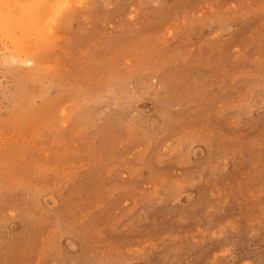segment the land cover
<instances>
[{
  "label": "rangeland",
  "instance_id": "1",
  "mask_svg": "<svg viewBox=\"0 0 264 264\" xmlns=\"http://www.w3.org/2000/svg\"><path fill=\"white\" fill-rule=\"evenodd\" d=\"M9 1L0 264H264V0Z\"/></svg>",
  "mask_w": 264,
  "mask_h": 264
},
{
  "label": "bare ground",
  "instance_id": "2",
  "mask_svg": "<svg viewBox=\"0 0 264 264\" xmlns=\"http://www.w3.org/2000/svg\"><path fill=\"white\" fill-rule=\"evenodd\" d=\"M3 1V0H2ZM9 1V0H8ZM17 1V0H16ZM22 1V0H21ZM24 1V0H23ZM43 1V2H42ZM41 2H42V4H47V1H48V6H49V9H50V11H46L45 12V14H47V15H44V14H42L43 12H41V14L42 15H44L45 17L47 16V22H45V20H43V18H40V19H42L43 21H42V23L44 24H48V31H50V33H48L49 34V36H48V34H46L47 35V37H44V39H48V43H49V40L50 41H52L53 39H54V37H56V36H58L57 34H55V26H54V23L56 22V20H57V18H58V16L60 15V14H62L63 13V11H64V8L66 7L65 6V4H67L66 2H67V0H47L46 2H45V0H42ZM13 2V1H12ZM25 2H26V0H25ZM27 2L29 3V5H26L27 3H24V2H20L19 4H20V6H19V4H18V8H20L21 7V4H25V7L24 8H20L21 10H23V11H21L20 12V10H18L19 12H20V17L24 14V16L25 17H21V18H26V20H24V21H26L27 22V24H28V27L27 28H32V27H35L36 26V22H37V20L39 19V13H40V11L38 10V9H40L41 8V10H44V8L46 9V4L44 5V8H43V5L40 3V1L38 2V4L36 3V1H35V4H33L34 3V1H28L27 0ZM45 2V3H44ZM78 2V1H77ZM2 3V2H1ZM9 3H10V1H9ZM18 3V2H17ZM16 2H15V4H17ZM6 4H7V2H6ZM30 4H32V5H30ZM38 6H37V5ZM39 4H41V5H39ZM71 4V3H70ZM35 5V6H34ZM6 6V5H5ZM9 6V5H8ZM40 6V7H39ZM10 7V6H9ZM37 9H36V8ZM2 8H5V7H1V9ZM16 8V7H15ZM17 8V9H18ZM0 9V10H1ZM7 11H5L4 10V12H0V27H1V29H5L6 30V32L8 33V35H9V37L11 38L10 40H12V42H13V44H14V49L13 50H8V52H9V54L7 53L6 54V56H8V55H10V54H12V57L11 58H13L14 59V61L15 62H18V61H22L21 60V54H23L22 53V40H21V38H19L17 35L19 34H17V35H15L14 33H12L11 32V30H12V27H11V21H12V19H13V16H14V14H13V12L15 11L13 8H5ZM39 11V12H38ZM36 12V14H34ZM37 12H38V14H37ZM40 14V17L42 16ZM16 16H18V13H17V15ZM38 17V18H37ZM43 17V16H42ZM44 17V18H45ZM19 18V17H18ZM36 18H37V20H36ZM19 20V19H18ZM17 20V18H16V21H18ZM23 20V19H22ZM36 20V22L34 23V21ZM21 21V20H20ZM40 22V21H39ZM39 22H37V23H39ZM18 23H19V21H18ZM33 23L35 24V26H33ZM20 24V23H19ZM42 24V25H43ZM46 24V25H47ZM21 25H22V23H21ZM21 25L19 26V27H21ZM24 25V24H23ZM41 24H40V26H42ZM37 26H38V24H37ZM39 26V27H40ZM39 27H37V28H39ZM43 27V26H42ZM42 27H40V28H42ZM40 28H39V30H40ZM24 29H26V28H24ZM16 30V29H15ZM20 30V29H19ZM21 30H23V29H21ZM43 30V29H42ZM17 31V30H16ZM26 31H28V30H26ZM44 31H47L46 29L44 30ZM18 32V31H17ZM35 32V31H34ZM37 32V31H36ZM43 32V31H42ZM53 32H54V34H53ZM5 33V32H4ZM44 33V32H43ZM31 33L30 32H26L25 33V35H27L28 37H31V35H30ZM37 34H38V36H37V40L38 41H40V42H42L43 40H42V33L39 31V33L37 32ZM22 36L24 35V34H21ZM30 35V36H29ZM32 36H35V35H32ZM3 37V36H2ZM4 40V39H3ZM29 40H30V38H29ZM34 40V39H33ZM36 40V41H37ZM25 41V40H24ZM32 41H30V44H28V41H27V43L25 42V44L24 45H27L28 44V47H30L29 49H31L36 43H34V42H32ZM6 43V42H5ZM7 44H8V42H7ZM40 45V43L36 46V47H38ZM11 48V47H10ZM29 49H27V50H29ZM24 50V52H26L25 50L26 49H23ZM6 51V50H5ZM34 53H35V51H33ZM34 53H31V52H29V54L31 55V54H34ZM5 55V54H4ZM4 55H3V57H4ZM24 55V54H23ZM26 55V54H25ZM35 55V54H34ZM5 56V57H6ZM27 56H29L28 54H27ZM10 57V56H9ZM8 58V57H7ZM26 58V57H25ZM25 60V59H24ZM32 60V59H31ZM7 62L9 63V62H11V60L9 59V60H7ZM20 63H22V62H20ZM34 64V63H33ZM49 196V195H48ZM174 198V197H173ZM44 199V198H43ZM244 232V231H243ZM245 234V233H244ZM243 234V235H244ZM52 245V244H51ZM56 248V247H55ZM51 249H53V248H51ZM60 251V250H59Z\"/></svg>",
  "mask_w": 264,
  "mask_h": 264
}]
</instances>
